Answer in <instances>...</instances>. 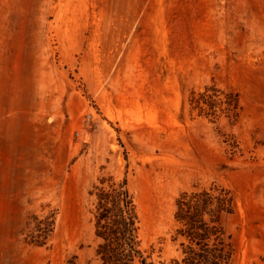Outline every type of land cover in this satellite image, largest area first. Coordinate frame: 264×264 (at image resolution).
I'll return each instance as SVG.
<instances>
[{
	"label": "rangeland",
	"instance_id": "rangeland-1",
	"mask_svg": "<svg viewBox=\"0 0 264 264\" xmlns=\"http://www.w3.org/2000/svg\"><path fill=\"white\" fill-rule=\"evenodd\" d=\"M206 86L238 96L234 117L191 112ZM109 177L154 261L178 254L179 195L217 184L236 264H264V0H0V264H91Z\"/></svg>",
	"mask_w": 264,
	"mask_h": 264
},
{
	"label": "trees",
	"instance_id": "trees-1",
	"mask_svg": "<svg viewBox=\"0 0 264 264\" xmlns=\"http://www.w3.org/2000/svg\"><path fill=\"white\" fill-rule=\"evenodd\" d=\"M191 112L217 118L235 116L237 95L206 86L190 98ZM92 222L98 241L91 264H236V249L226 219L236 211L232 190L221 185L194 188L175 201V229L172 241L177 256L156 262L143 248L141 219L127 177L104 178L90 192ZM31 242L43 247L55 228V214L34 216Z\"/></svg>",
	"mask_w": 264,
	"mask_h": 264
}]
</instances>
